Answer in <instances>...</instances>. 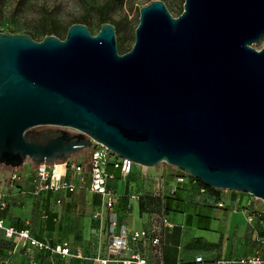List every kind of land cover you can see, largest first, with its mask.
I'll list each match as a JSON object with an SVG mask.
<instances>
[{
	"label": "water",
	"instance_id": "1",
	"mask_svg": "<svg viewBox=\"0 0 264 264\" xmlns=\"http://www.w3.org/2000/svg\"><path fill=\"white\" fill-rule=\"evenodd\" d=\"M63 39L0 31V165L63 163L96 141L146 167L264 200V0H162ZM93 140V141H92Z\"/></svg>",
	"mask_w": 264,
	"mask_h": 264
},
{
	"label": "crops",
	"instance_id": "2",
	"mask_svg": "<svg viewBox=\"0 0 264 264\" xmlns=\"http://www.w3.org/2000/svg\"><path fill=\"white\" fill-rule=\"evenodd\" d=\"M82 156V155H80ZM89 157H80L78 163L87 166ZM22 179L10 180V169L0 166V193L8 194V205L0 210V217L5 225L15 228L29 227L32 235L39 241L51 245L60 241L68 242L72 252L78 251L82 257L66 256L33 249L37 264H91V258L101 255L106 250V237L103 232L107 209L100 195L91 192L87 184L69 195L62 205H54V196L43 193L35 196L30 184L35 165L25 163L21 166ZM134 173L124 183V190L129 182L136 183V188L144 193L149 182L139 179ZM108 181V186L115 189L110 181L122 180L116 177ZM142 182V183H141ZM195 191V189H194ZM149 197L142 196L139 203H134L131 212L120 211L122 221L133 228L149 225L151 212L164 207L163 203H148ZM246 195L237 192L224 207L210 203H175L169 206L168 213L176 223L166 232L161 253L150 257L151 264H241L237 259L252 255L256 251L262 254L261 244L256 240V233L264 228L254 218L251 223L246 219L242 206ZM123 201V200H122ZM122 204V203H121ZM100 212L102 219L94 218V212ZM202 257L197 262L195 258ZM264 256V255H263ZM262 257V256H261ZM0 264H29V253L13 239L4 237L0 231Z\"/></svg>",
	"mask_w": 264,
	"mask_h": 264
},
{
	"label": "built area",
	"instance_id": "3",
	"mask_svg": "<svg viewBox=\"0 0 264 264\" xmlns=\"http://www.w3.org/2000/svg\"><path fill=\"white\" fill-rule=\"evenodd\" d=\"M58 164L63 166V171L57 169ZM133 164L137 167L135 174L139 179L149 182L148 189H143L144 193L136 188L134 182H129L127 189L122 193H118L108 186V181L115 178L116 170H119L120 178L127 182L130 175L134 173L131 168ZM165 165L168 166V169L138 165L127 158L118 156L103 144L93 141L87 166L83 163H73L70 160L63 163L35 165L30 184L35 196H41L43 193L52 194L54 205H62L69 195L86 184L91 192L101 196L104 207L107 209L103 228L106 237V250L103 254L91 258L92 264H151L150 257L158 256L161 253L166 232L176 226V223L168 215L170 211H166L162 206L161 210L151 212L149 225L141 228L128 226L122 221L120 211L123 209L125 212H131L134 203H139L141 197L145 195L159 200V203H163L166 198L174 199L177 193L182 192L185 187L195 189L196 201H200L208 195L207 186L197 178L180 169ZM1 166L6 168V166ZM7 168L10 169L12 182L22 179L21 166ZM150 168L152 170H149ZM243 194L246 195V200L242 210L247 221L251 223L256 218L264 228V209L258 208L254 203L256 200L262 199L250 194ZM213 201L217 207L225 206L221 199ZM262 201L264 202V200ZM8 202V194L0 193V210L6 209ZM93 217L102 219L99 211L94 212ZM0 231L4 237L13 239L16 244L20 243L27 250L29 264H37L33 249L48 251L61 257H82L78 251L72 252L66 241H60L54 245L46 241H39L32 235L29 227L15 228L5 225L1 217ZM256 240L259 243H264V235L256 233ZM237 260L241 264H264V257H261L259 251ZM195 261H202V257L197 256Z\"/></svg>",
	"mask_w": 264,
	"mask_h": 264
},
{
	"label": "rangeland",
	"instance_id": "4",
	"mask_svg": "<svg viewBox=\"0 0 264 264\" xmlns=\"http://www.w3.org/2000/svg\"><path fill=\"white\" fill-rule=\"evenodd\" d=\"M106 0H0V31L7 33H27L35 40H41L43 36L36 32V27L41 23L59 25L60 28L52 34L63 39L66 35L67 27L79 21L82 17H87L88 30L92 35L99 31L100 22L95 15L94 6L102 5ZM148 0H124L121 5H113L107 8L106 21L112 23L115 27L116 43L118 52L128 51L134 42V30L138 24L139 8L149 2ZM170 13L177 16L183 9L184 0H162ZM255 49L264 47V35L252 45ZM90 154V148L84 149L78 154L73 155L71 162H78L80 157L87 159ZM82 155V156H80ZM25 163L31 165L32 162ZM24 163V164H25ZM1 166V165H0ZM159 169H168L164 163L157 165ZM135 168V165L132 166ZM57 169L63 171V166L58 164ZM149 170H152L151 168ZM124 180L110 181L117 188L118 193L124 190ZM142 183V182H141ZM240 193V192H239ZM237 195V192L229 190L216 191V196L224 202H230L231 198ZM194 195L189 196V203H193ZM207 203H210L209 201ZM231 203V202H230ZM260 209H264V202L256 200L254 202ZM264 235V232L261 233ZM264 257V243H260Z\"/></svg>",
	"mask_w": 264,
	"mask_h": 264
},
{
	"label": "trees",
	"instance_id": "5",
	"mask_svg": "<svg viewBox=\"0 0 264 264\" xmlns=\"http://www.w3.org/2000/svg\"><path fill=\"white\" fill-rule=\"evenodd\" d=\"M2 1V0H1ZM151 0H148L147 2H150ZM124 2V0H106L102 5L100 6H94L93 9L95 10V15L97 17V20L101 23L107 22L106 19V9L112 8L113 5H121ZM181 13V12H180ZM87 23L88 18L82 17L79 21H75L73 23ZM72 24V23H71ZM60 28L59 25L55 24H49L48 22L41 23L39 26L36 27V32L40 33L43 37L48 34H52L54 31H57ZM116 177H119V172H116ZM208 195L203 197L202 200L196 201L195 197L193 198V203H207L208 201L218 200L216 196V191L218 189L211 188L207 186ZM196 195V192L193 188H183L182 192H178L174 199L172 198H166L163 202L164 209L166 211H170L169 206L175 203H189L188 198L191 195ZM214 197V198H213ZM148 199V203H157L159 200L153 198V197H146ZM214 202V201H213ZM92 264V261H91Z\"/></svg>",
	"mask_w": 264,
	"mask_h": 264
},
{
	"label": "bare ground",
	"instance_id": "6",
	"mask_svg": "<svg viewBox=\"0 0 264 264\" xmlns=\"http://www.w3.org/2000/svg\"><path fill=\"white\" fill-rule=\"evenodd\" d=\"M133 165H134V164H133ZM133 165H131V168H132Z\"/></svg>",
	"mask_w": 264,
	"mask_h": 264
}]
</instances>
